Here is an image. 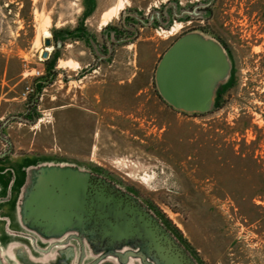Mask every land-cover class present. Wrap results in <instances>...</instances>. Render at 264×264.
<instances>
[{"label":"rangeland","instance_id":"374dc122","mask_svg":"<svg viewBox=\"0 0 264 264\" xmlns=\"http://www.w3.org/2000/svg\"><path fill=\"white\" fill-rule=\"evenodd\" d=\"M188 30L230 62L203 112L172 108L153 84L161 52ZM7 146L0 168L68 164L131 190L197 264H264V0H0ZM9 206L3 262L16 263L12 242L34 259L60 247L34 240Z\"/></svg>","mask_w":264,"mask_h":264},{"label":"water","instance_id":"95a60500","mask_svg":"<svg viewBox=\"0 0 264 264\" xmlns=\"http://www.w3.org/2000/svg\"><path fill=\"white\" fill-rule=\"evenodd\" d=\"M48 43V38H44ZM42 56L46 51L41 52ZM230 68L225 49L216 39L200 31H185L180 33L163 50L153 68V80L156 93L165 103L174 109L188 112L207 111L214 97L216 85L225 81ZM8 143V141H7ZM4 151L0 152L2 155ZM40 180L34 182L26 197L23 190V201H30L29 215L37 220V232H54L60 227L78 224L85 212V175L84 171L68 164H42ZM25 194V196H24ZM104 209L102 203L98 204ZM107 211L102 216L106 224L103 227L107 242L110 245L123 244L124 251L121 261L110 264H197L193 258L188 263L181 256H168L162 252L154 232L148 221L135 217L134 207L117 204L106 206ZM78 211V212H76ZM132 213V216L128 214ZM134 223V224H133ZM106 229V230H105ZM54 244H66L65 239L50 241L48 247ZM60 250V247L56 251ZM153 251V252H152ZM152 252V253H150ZM55 258V257H54ZM89 261L85 264H94ZM0 264H8L0 259ZM31 264V263H29ZM45 264V263H38ZM48 264V263H47ZM49 264H68L62 258L52 259ZM79 264H82L79 262Z\"/></svg>","mask_w":264,"mask_h":264},{"label":"flooded vegetation","instance_id":"af4514ba","mask_svg":"<svg viewBox=\"0 0 264 264\" xmlns=\"http://www.w3.org/2000/svg\"><path fill=\"white\" fill-rule=\"evenodd\" d=\"M109 39L113 40L112 37H109ZM110 51L111 49L108 50L109 53ZM102 53L106 55V45H104ZM9 148L7 146L2 150L4 153L0 155V159L9 152ZM40 166L42 164L36 166L26 165L18 169L12 167L0 168V204L5 202L10 203L9 209L12 212L13 219L19 226L30 231L29 233L32 234L34 240L52 242L65 239L66 244H61L60 250L53 251L50 256H46L43 259H34L31 258L23 246L12 242L8 246V252L16 260L15 264H46L56 258H62L68 264H79V262L85 264L93 260L95 261L94 264L120 262V253L124 251L123 244L110 245L103 230V227L106 226L103 219L108 218L111 220L112 218L110 216L104 217L102 214L107 211L106 206L112 204H117L118 209L123 205L134 207L132 213H134L135 217H142L148 221V225L154 232L158 245L162 248V252L167 253L168 256L174 254L181 256V260L184 263L189 262V258H187L189 254L184 244L177 238V235L163 224L162 220L151 210L141 204L134 192L129 189L118 188L115 183L105 176L93 171L85 175V212L82 213L83 218H81L79 223L76 224L73 221L75 218V214H73L70 220L72 224L69 226L65 224L55 230L59 234L52 235L53 231L46 233L44 230H40V233H37L34 229L38 228L36 226L38 219H34L29 215L28 206H31L32 203L30 201H23V190H26L24 193L28 197L27 190L31 189L34 182L40 180L38 178V175L42 174ZM99 203H102L105 208L100 210V207H98ZM0 209L2 208L0 207ZM132 213L128 215L132 216ZM139 221H141V218L138 219Z\"/></svg>","mask_w":264,"mask_h":264},{"label":"bare ground","instance_id":"6f19581e","mask_svg":"<svg viewBox=\"0 0 264 264\" xmlns=\"http://www.w3.org/2000/svg\"><path fill=\"white\" fill-rule=\"evenodd\" d=\"M123 2L120 1L115 7L109 9L105 14H104V19L101 21L100 25H104L108 22V20L111 19L112 16L118 14L119 10L123 7ZM179 24L174 23L167 31L168 32H172L173 30H175L176 28H178ZM49 32L48 30H44L43 31V36L46 37L48 36ZM51 36V35H50ZM37 41V40H36ZM50 49V46H46L45 49L41 50V51H46L48 52Z\"/></svg>","mask_w":264,"mask_h":264}]
</instances>
